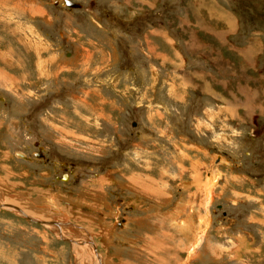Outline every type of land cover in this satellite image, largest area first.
I'll use <instances>...</instances> for the list:
<instances>
[{
  "label": "rangeland",
  "instance_id": "rangeland-1",
  "mask_svg": "<svg viewBox=\"0 0 264 264\" xmlns=\"http://www.w3.org/2000/svg\"><path fill=\"white\" fill-rule=\"evenodd\" d=\"M63 1L0 0V264H264V0Z\"/></svg>",
  "mask_w": 264,
  "mask_h": 264
},
{
  "label": "bare ground",
  "instance_id": "bare-ground-1",
  "mask_svg": "<svg viewBox=\"0 0 264 264\" xmlns=\"http://www.w3.org/2000/svg\"><path fill=\"white\" fill-rule=\"evenodd\" d=\"M41 66L44 67V65H41ZM44 70H45V69H44ZM39 71H42V70L40 69ZM212 176H215V174H212ZM212 176H210L211 178H209V179L207 180V182H206V183L209 182V184H208L209 186H210V185H213V186H214V184L216 183V180H217V175H216L215 177H212ZM206 183H205L204 186H203V187H204V188H203V194H204V190H205V187H206V186H205ZM207 188H208V187H207ZM207 191H208V189H207ZM210 192H211V190H209V195H210ZM207 193H208V192H207ZM207 195H208V194H207ZM206 202H207V201H206ZM180 203L182 204V201H180ZM180 203H179V204H180ZM4 206H5V205H4ZM192 206H193V205H192ZM195 208H196V206L193 207L194 210H195ZM180 210H181V209H180ZM20 211H21L20 213H24L21 209H20ZM23 215H24V214H23ZM24 216L27 217V218H29V219H32V218H31L30 216H28L27 214L24 215ZM39 222H41V221H39ZM187 222H188V223H185V224H188V225L190 226V229L193 228V227H192L193 223L190 222L189 220H187ZM41 223H43V222H41ZM183 224H184V223H183ZM54 227H55V228L58 227V224L55 223V226H54ZM186 227H187V226H186ZM188 228H189V227H188ZM194 229H195V231H196V226H195ZM91 249L93 250V251H92V252H93L92 255H93L96 259H98V260H97V263L100 264V263H101V259H100L99 255H98L97 253L95 254V252H94V248H91Z\"/></svg>",
  "mask_w": 264,
  "mask_h": 264
},
{
  "label": "crops",
  "instance_id": "crops-1",
  "mask_svg": "<svg viewBox=\"0 0 264 264\" xmlns=\"http://www.w3.org/2000/svg\"><path fill=\"white\" fill-rule=\"evenodd\" d=\"M171 216H174V220H173V224L174 225H177V226H181V225H178V224H182L183 225V223H185V219L182 221V220H179V222H178V224H177V222H175V216H176V213H173ZM180 218V217H179ZM128 218L127 217H125V219L123 220V223H125L124 225H125V227L127 226H129L128 225ZM190 227V226H189ZM200 231H202V230H200ZM200 231H199V233H200ZM183 232V231H182ZM183 233H186V232H183ZM145 236H146V234H145ZM147 236L149 237V234H147ZM164 236H166L165 234H164V230H162L161 231V233H160V235H159V241L157 242L158 244H160L161 246H163L164 245V243H163V241H164ZM196 237V236H195ZM195 239V238H194ZM195 244L194 243H190V244H188V246H187V249L185 250V252L186 251H189V250H191V249H193ZM195 249V248H194ZM162 260V259H161ZM104 262V260L102 259V263ZM107 263V262H106ZM108 263H110L109 261H108Z\"/></svg>",
  "mask_w": 264,
  "mask_h": 264
},
{
  "label": "water",
  "instance_id": "water-1",
  "mask_svg": "<svg viewBox=\"0 0 264 264\" xmlns=\"http://www.w3.org/2000/svg\"><path fill=\"white\" fill-rule=\"evenodd\" d=\"M64 3V5H66L67 7H78L79 5H76V4H74V3H72V2H70L69 0L68 1H63ZM35 156H41V154H35Z\"/></svg>",
  "mask_w": 264,
  "mask_h": 264
},
{
  "label": "trees",
  "instance_id": "trees-1",
  "mask_svg": "<svg viewBox=\"0 0 264 264\" xmlns=\"http://www.w3.org/2000/svg\"><path fill=\"white\" fill-rule=\"evenodd\" d=\"M263 9H264V8H263ZM260 15H261V12H260ZM260 15H259V16H260Z\"/></svg>",
  "mask_w": 264,
  "mask_h": 264
}]
</instances>
